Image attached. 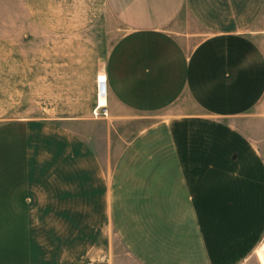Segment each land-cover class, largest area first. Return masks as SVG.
<instances>
[{"label": "crops", "instance_id": "0c3cea01", "mask_svg": "<svg viewBox=\"0 0 264 264\" xmlns=\"http://www.w3.org/2000/svg\"><path fill=\"white\" fill-rule=\"evenodd\" d=\"M105 2L54 116L0 119V264H263L264 0Z\"/></svg>", "mask_w": 264, "mask_h": 264}, {"label": "rangeland", "instance_id": "374dc122", "mask_svg": "<svg viewBox=\"0 0 264 264\" xmlns=\"http://www.w3.org/2000/svg\"><path fill=\"white\" fill-rule=\"evenodd\" d=\"M121 32L105 0H0V119L54 116L61 58L102 55Z\"/></svg>", "mask_w": 264, "mask_h": 264}, {"label": "bare ground", "instance_id": "6f19581e", "mask_svg": "<svg viewBox=\"0 0 264 264\" xmlns=\"http://www.w3.org/2000/svg\"><path fill=\"white\" fill-rule=\"evenodd\" d=\"M257 255L264 264V246L260 250H258Z\"/></svg>", "mask_w": 264, "mask_h": 264}]
</instances>
